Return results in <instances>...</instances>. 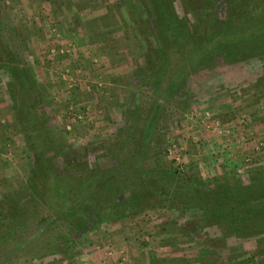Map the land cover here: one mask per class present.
Returning a JSON list of instances; mask_svg holds the SVG:
<instances>
[{"label":"rangeland","instance_id":"1","mask_svg":"<svg viewBox=\"0 0 264 264\" xmlns=\"http://www.w3.org/2000/svg\"><path fill=\"white\" fill-rule=\"evenodd\" d=\"M181 1L172 7L192 31L194 15ZM229 1L212 0L217 19H230ZM140 6V0H0V208L15 202L31 227L49 214L48 206L27 200L35 150L58 173L73 162L79 173L96 175L123 161L114 180L138 181L144 169L174 174H153L165 198L140 209L130 207L127 185H113L98 205L100 220L73 234L70 249L56 242L60 250L53 251L46 238L7 256L11 241H1L0 259H7L0 264H261V256L250 255L260 253L264 232L224 236L185 204L194 189L264 177V84L258 80L264 59L236 63L216 54L168 95L162 90L170 74L155 86L143 68L145 55L157 47L156 32L168 42L171 61L180 41L167 40L168 26L156 31L153 20L152 32ZM1 50L33 82L25 109L10 95ZM173 191L179 207L169 204Z\"/></svg>","mask_w":264,"mask_h":264},{"label":"trees","instance_id":"2","mask_svg":"<svg viewBox=\"0 0 264 264\" xmlns=\"http://www.w3.org/2000/svg\"><path fill=\"white\" fill-rule=\"evenodd\" d=\"M172 1L140 0V9L148 17L146 23L151 26V31L153 32V20L156 31L158 26H168L164 28L165 30L163 29L169 37L165 36L167 40L170 39L174 44L180 41L179 57L177 56L176 61H171L168 53L165 52L168 42L158 37L156 32L157 47L150 49L145 55L143 68L149 69L150 74L153 75H149V78L153 80L155 86L159 87L163 76L170 74V77L168 76L170 81L162 92L170 95V91L185 79L188 71L207 66L216 54L222 55L228 61L234 59L236 63L243 61L242 59L257 56H262L264 59V0H230L229 20L217 19L212 0H182L181 5L185 11L194 15L192 31L181 21L182 19L178 18L175 8L172 7ZM216 26L222 27L218 34L213 33ZM185 28L186 31L182 30ZM187 43L190 47L185 49ZM1 55V65L10 77V95L15 100H21L22 108L25 109L27 104H31L27 98L28 86L33 82L29 78L28 71L9 58L8 50H1ZM262 72L258 80L264 84L262 81L264 80V62ZM142 140H148L147 133L143 134ZM34 154L33 175L28 183L27 197L29 198L27 200L40 201L41 204L49 207L50 212L40 217L36 225L31 227L27 223L25 209L15 202L12 201L6 207L0 208V242L11 241L10 244H12L7 256L46 238L49 239L48 245L53 247V251L60 250L56 242H62L70 249L75 241L73 234L77 236L78 233L100 220L98 205L104 201L108 190L115 187L113 185L119 183L127 185L125 188L130 192V207L140 209L143 206L142 202L154 199L158 203L163 196V192H159L163 187L153 185L155 180L152 177L153 174H163L164 177L170 178L174 176L173 173H168L169 171L161 173V170L144 169L145 173L150 174L146 176L144 173L138 181L130 179L123 181L121 178L114 180L119 175L117 171H120L125 163L123 161L118 163L116 169H106L96 175H88L83 170L79 173L80 165H75L73 162L58 173L53 171L40 151L35 150ZM128 158V161H132L136 156ZM79 177L81 180L76 184ZM80 185H84L83 190L78 189ZM118 187L120 186H117L116 190ZM168 201L171 206L178 207L182 202L174 191L170 194ZM185 208L200 209L204 224L217 225L224 236L228 234H234L236 237L254 236L264 232V177L253 178L249 185L237 182L235 186H203L194 189ZM193 224L198 225V222L194 221ZM60 226H63L66 231L62 233L57 231ZM32 228L33 235L29 232ZM259 252L256 255H250L252 257L250 260L261 256L257 261L264 264V243ZM2 258L0 263L7 259V257Z\"/></svg>","mask_w":264,"mask_h":264},{"label":"built area","instance_id":"3","mask_svg":"<svg viewBox=\"0 0 264 264\" xmlns=\"http://www.w3.org/2000/svg\"><path fill=\"white\" fill-rule=\"evenodd\" d=\"M53 51H55V49H53ZM61 52H62V50H61Z\"/></svg>","mask_w":264,"mask_h":264}]
</instances>
